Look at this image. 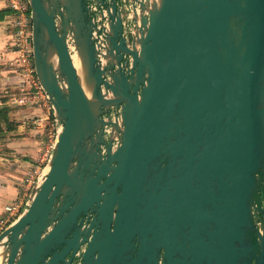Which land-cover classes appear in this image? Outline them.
Masks as SVG:
<instances>
[{
  "label": "water",
  "instance_id": "95a60500",
  "mask_svg": "<svg viewBox=\"0 0 264 264\" xmlns=\"http://www.w3.org/2000/svg\"><path fill=\"white\" fill-rule=\"evenodd\" d=\"M27 1L56 138L0 264H264V0Z\"/></svg>",
  "mask_w": 264,
  "mask_h": 264
},
{
  "label": "crops",
  "instance_id": "0c3cea01",
  "mask_svg": "<svg viewBox=\"0 0 264 264\" xmlns=\"http://www.w3.org/2000/svg\"><path fill=\"white\" fill-rule=\"evenodd\" d=\"M14 18L6 1L0 0V92L6 87L14 92L9 100L0 94V106L9 107L10 119L16 123L13 130L0 134V217L5 214V205L24 194L23 181L41 157L48 130L47 121H33L48 113L46 108L38 103L15 101L28 87L19 73L11 46Z\"/></svg>",
  "mask_w": 264,
  "mask_h": 264
},
{
  "label": "built area",
  "instance_id": "2783aa9c",
  "mask_svg": "<svg viewBox=\"0 0 264 264\" xmlns=\"http://www.w3.org/2000/svg\"><path fill=\"white\" fill-rule=\"evenodd\" d=\"M8 8L14 12L15 18L13 20V34L11 39V46L13 48L14 59L19 73L27 85L28 89L25 93L15 99L17 103H38L40 106L46 108L48 113L33 120L38 123L39 120L47 121V139L41 157L31 171L27 174L23 181L24 194L13 202L5 205V214L0 217V233L19 217L23 211L29 192L36 182L41 170L48 160L56 138V121L54 119L51 103L39 84L35 68L32 61V43H31V16L30 7L27 0H5ZM129 23H127V26Z\"/></svg>",
  "mask_w": 264,
  "mask_h": 264
},
{
  "label": "trees",
  "instance_id": "16d2710c",
  "mask_svg": "<svg viewBox=\"0 0 264 264\" xmlns=\"http://www.w3.org/2000/svg\"><path fill=\"white\" fill-rule=\"evenodd\" d=\"M9 107L0 106V134L4 131H11L15 128L16 123L10 119Z\"/></svg>",
  "mask_w": 264,
  "mask_h": 264
},
{
  "label": "flooded vegetation",
  "instance_id": "af4514ba",
  "mask_svg": "<svg viewBox=\"0 0 264 264\" xmlns=\"http://www.w3.org/2000/svg\"><path fill=\"white\" fill-rule=\"evenodd\" d=\"M131 26V24L128 25V28L125 29H129ZM81 255H82V249L78 250L72 257L70 255H67L66 258L70 259L69 262H66L65 264H80L81 261Z\"/></svg>",
  "mask_w": 264,
  "mask_h": 264
},
{
  "label": "rangeland",
  "instance_id": "374dc122",
  "mask_svg": "<svg viewBox=\"0 0 264 264\" xmlns=\"http://www.w3.org/2000/svg\"><path fill=\"white\" fill-rule=\"evenodd\" d=\"M6 86V85H5ZM11 92V93H10ZM13 92V90L11 89V91H10V88L9 87H6L5 89H3V91L2 92H0V94H4L5 96V98L4 99H10V98H12V94L14 93H12ZM11 95V96H10ZM2 98V97H1ZM45 143H46V141H45Z\"/></svg>",
  "mask_w": 264,
  "mask_h": 264
},
{
  "label": "bare ground",
  "instance_id": "6f19581e",
  "mask_svg": "<svg viewBox=\"0 0 264 264\" xmlns=\"http://www.w3.org/2000/svg\"><path fill=\"white\" fill-rule=\"evenodd\" d=\"M74 58V62L76 63V59H75V57H73Z\"/></svg>",
  "mask_w": 264,
  "mask_h": 264
}]
</instances>
